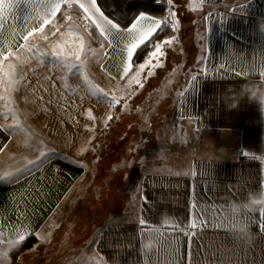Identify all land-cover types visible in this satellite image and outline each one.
Masks as SVG:
<instances>
[{
	"label": "crops",
	"instance_id": "obj_1",
	"mask_svg": "<svg viewBox=\"0 0 264 264\" xmlns=\"http://www.w3.org/2000/svg\"><path fill=\"white\" fill-rule=\"evenodd\" d=\"M182 4L184 19L177 11L178 3L173 0L168 7V12L176 13L180 28L174 32L178 39L164 51H172L180 32L192 29L194 36L185 37L197 66L192 68L169 117L157 127L151 146L145 150L137 198L124 213L107 217L84 247L86 256L98 264H145L149 256L147 264H160L155 252L161 244L155 232L152 234L157 238V247L151 253L140 251L141 217L153 225L164 219L184 225L193 211L190 201L195 199L201 206L223 208L228 217L225 223L231 224L235 221L229 201L238 199L230 189L264 180V114L247 97L229 110L221 94L229 85L239 89L246 78L224 69L216 71L221 64L231 65L259 79V73L264 71V34L259 31L258 19L264 18V0H184ZM23 15L26 13L17 12V17ZM15 23L19 26L21 19ZM109 54L111 58L103 61V68L101 64L97 66L103 73L121 78L120 58L111 50ZM193 76L197 77L195 82ZM5 123L0 118V124ZM10 146L11 134L0 129V157ZM91 182L88 167L58 156L40 169L10 181L0 180V234L12 236L27 230L25 240L15 249L30 237L37 238L36 245L42 244L70 216L74 201ZM142 196L147 203H142ZM259 212L249 213L250 241L209 224L192 239V247L200 249L202 260L213 257L217 264L220 257L224 264H264ZM211 215V211H205L206 217ZM177 235L181 238L179 264H187L188 241L182 234Z\"/></svg>",
	"mask_w": 264,
	"mask_h": 264
},
{
	"label": "rangeland",
	"instance_id": "obj_2",
	"mask_svg": "<svg viewBox=\"0 0 264 264\" xmlns=\"http://www.w3.org/2000/svg\"><path fill=\"white\" fill-rule=\"evenodd\" d=\"M194 33L192 29L179 33L180 40L172 51H165L163 66L155 69L152 76L145 68L140 75L143 87L133 84L127 88L136 67L122 80L103 73L95 61L89 62L93 82L123 96L115 108L84 94V85L77 78H69V84L79 86L78 92L64 91L57 79L62 73L50 74L47 66L37 67L35 59L17 68L19 75L26 76L27 84L13 93L21 120L47 149L55 150L57 155L51 158L58 156L85 165L91 171L92 182L74 201L70 216L48 239L17 256L13 255L16 249L7 256L0 255V264H98L86 256L84 247L107 217L124 213L137 198L145 150L151 146L157 127L169 117L192 68L197 66L185 37H193ZM40 45L47 48L43 41ZM46 75L51 78L45 80ZM3 107L0 103V109ZM88 110L94 120L86 117ZM109 114L112 118L115 115L113 121L108 120ZM4 122L10 123L11 118ZM24 139L22 134L11 135L10 149L0 157V171L15 170L23 167L26 159L36 158L38 152L26 148Z\"/></svg>",
	"mask_w": 264,
	"mask_h": 264
},
{
	"label": "snow or ice",
	"instance_id": "obj_3",
	"mask_svg": "<svg viewBox=\"0 0 264 264\" xmlns=\"http://www.w3.org/2000/svg\"><path fill=\"white\" fill-rule=\"evenodd\" d=\"M209 3L215 0H208ZM159 5L161 0H155ZM167 6L171 8L173 0H166ZM26 13L17 17V12ZM59 14V23H58ZM13 23L9 24V19ZM21 19L19 26L15 20ZM171 28L173 32H178L180 23L174 11H169L163 18L149 15L141 11L135 16L132 23L122 27L121 23L116 22L115 18H110L102 10L98 0H0V118L10 123L0 124V129L9 132L11 135L22 134L23 144L31 151L38 152L35 159H26L23 167L7 171L0 174V180L10 181L14 177L31 172L33 169H40L42 165L57 155L54 149H47L44 142L39 140L34 130L20 118V110L16 105L13 93L26 88V76L19 75L17 68H22L26 63H31L35 59L37 67L47 66L49 73L59 71L62 75L58 76L62 89L75 94L79 86L73 87L69 84V78L74 77L84 85V94L96 98L98 101L108 103L115 108L123 99L111 90H105L95 84L88 71L89 62L95 61L101 64L111 58L109 50L117 55L120 66L121 79L129 76L133 69L134 55L158 32H163L165 28ZM61 29H64L61 32ZM26 33V34H24ZM178 39L173 36L153 45L154 51L150 52L143 63L136 66L135 74L127 80V88L131 89L133 84L143 87L140 75L148 68V76L154 74L155 69L162 67V58L166 55L165 46L171 47L173 42ZM40 41L46 43L47 48L40 45ZM94 45H99L97 49ZM153 60L155 63H153ZM5 62H7L5 64ZM224 69L226 72L234 73V76L248 78L246 72L236 71L234 66L221 64L216 71ZM207 75V73H205ZM50 75L44 77L50 79ZM197 77L193 76L195 82ZM259 79H264V71L259 73ZM53 86H55L53 84ZM194 86V84H193ZM129 96L131 92L127 93ZM182 95V94H181ZM42 99V97L40 98ZM83 99V95L81 96ZM27 102V99L26 101ZM34 102V101H33ZM88 119L94 120L91 110L86 113ZM26 119V118H25ZM112 116L109 114L108 120ZM107 120L104 122L107 127ZM39 146V147H37ZM3 149L0 148V152ZM245 156L248 153H244ZM179 176L181 173H175ZM183 175H187L186 173ZM264 188V180H260L255 185L244 184L234 186L230 190L238 200L244 199L249 191H256ZM142 203H147L142 196ZM231 201H229V209ZM190 208L193 210L190 219L181 225L179 221L162 220L158 225L147 222L143 217L139 220V243L147 239L153 232L157 234L161 247L156 249L155 255L160 258V264H179L178 256L182 234L187 239V251L185 259L187 264H217L213 257L201 259L202 253L199 248L192 247V239L199 235L211 224L213 228L231 232L232 225L225 223L228 219L224 215L223 208L215 205L201 206L195 199L190 201ZM202 208L204 210H202ZM205 211H211L210 217L205 216ZM232 220L245 221L249 226L252 217L245 212L240 217L232 215ZM259 228L264 232V209L259 212ZM27 230L24 232H14L19 242L25 240ZM4 235L0 234V246L3 245ZM247 250V249H245ZM151 253V252H146ZM7 256V253L4 254ZM147 257L145 264H147ZM156 264V262H154ZM219 264H224L223 257L219 258Z\"/></svg>",
	"mask_w": 264,
	"mask_h": 264
},
{
	"label": "clouds",
	"instance_id": "obj_4",
	"mask_svg": "<svg viewBox=\"0 0 264 264\" xmlns=\"http://www.w3.org/2000/svg\"><path fill=\"white\" fill-rule=\"evenodd\" d=\"M258 28L261 34H264V18L258 19ZM226 107L231 110L237 108L243 98L247 97L249 102H256L264 114V79H254L251 77L246 78V82L241 84L239 89L234 85H229L227 90L221 94ZM221 151L226 149L221 148ZM10 171L4 169L2 173ZM264 209V188L256 191H249L244 199L232 200L230 211L235 217H240L243 213H255ZM230 231L234 233L239 239L250 241L251 229L250 226L243 220H238L232 223ZM18 239L12 235L5 234L4 242L0 247V255L5 254L19 245ZM158 245L155 235L151 234L140 245L142 253L151 252Z\"/></svg>",
	"mask_w": 264,
	"mask_h": 264
},
{
	"label": "trees",
	"instance_id": "obj_5",
	"mask_svg": "<svg viewBox=\"0 0 264 264\" xmlns=\"http://www.w3.org/2000/svg\"><path fill=\"white\" fill-rule=\"evenodd\" d=\"M175 3H178V13L180 18L184 19L183 8H181L184 0H174ZM102 10L110 18H115L116 22L121 23L122 27L130 25L141 11L148 13L149 15L156 16L157 18H163V16L168 13V6L166 0H161V3L157 5L155 0H98ZM58 23H59V14H58ZM174 36V32L171 28H165L161 33L158 32L146 43L138 52L134 55L133 59V68H135L140 63H143L147 55L154 51L153 45L159 43L165 39H170ZM99 46V45H95ZM115 115L112 118L114 119ZM37 243L36 237H30L25 243H23L19 248H17L13 255L17 256L20 253L31 249Z\"/></svg>",
	"mask_w": 264,
	"mask_h": 264
}]
</instances>
